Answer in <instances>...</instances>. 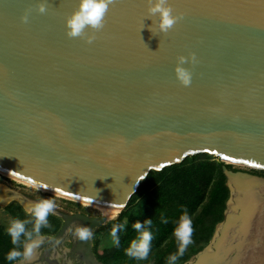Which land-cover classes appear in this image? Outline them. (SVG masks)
Segmentation results:
<instances>
[{
    "label": "water",
    "instance_id": "1",
    "mask_svg": "<svg viewBox=\"0 0 264 264\" xmlns=\"http://www.w3.org/2000/svg\"><path fill=\"white\" fill-rule=\"evenodd\" d=\"M168 2L180 15L159 32L146 0H113L89 43L65 33L77 0H47L44 13L37 0H0V174L121 212L149 172L213 156L228 189L224 217L184 264H264V247L237 246L259 235L264 177L225 166L264 171V0ZM189 53L184 86L173 66ZM51 215L61 226L49 242L73 221L93 231L109 219ZM69 247L82 264H102L92 238Z\"/></svg>",
    "mask_w": 264,
    "mask_h": 264
},
{
    "label": "trees",
    "instance_id": "2",
    "mask_svg": "<svg viewBox=\"0 0 264 264\" xmlns=\"http://www.w3.org/2000/svg\"><path fill=\"white\" fill-rule=\"evenodd\" d=\"M198 156L209 157L206 154L191 156L185 158L181 163L166 167L161 171L149 172L140 183L136 193L130 198L125 209L119 212L118 218L114 221V223H122V218L126 217L124 230L118 232L119 246L110 244L97 256L103 264H144V261L133 260L124 252L128 242L136 236L135 230L131 228L134 221H140L143 224L146 219L152 220V224L148 226L153 236L149 256L152 252L158 254L160 247L166 241L168 244L164 249L162 248L163 251L167 253L175 250L177 245L172 237V230L178 217L185 210L191 218L196 217L197 219L192 223V234L200 230L196 243L197 248L192 254H195L208 242L214 225L222 218L228 192L224 186L225 178L221 171L223 163H214L206 161V159L193 163ZM225 166L227 169L235 170L231 165ZM199 207L201 211L197 212ZM3 211L12 218L23 219L27 215L15 204L7 205ZM161 214L167 223L161 222ZM203 215H211L213 220V223L205 228L200 227V219ZM56 218L49 215V227L41 228L42 234L51 233L57 229L59 223ZM27 227L30 228L31 224ZM12 247L10 238L0 226V264L12 263L4 259L5 253ZM164 256L165 254L162 257ZM189 256L182 255L176 264L184 262Z\"/></svg>",
    "mask_w": 264,
    "mask_h": 264
},
{
    "label": "clouds",
    "instance_id": "3",
    "mask_svg": "<svg viewBox=\"0 0 264 264\" xmlns=\"http://www.w3.org/2000/svg\"><path fill=\"white\" fill-rule=\"evenodd\" d=\"M47 0H37L36 11L44 13L46 10ZM113 0H77L76 6L70 14L64 19L65 33L68 37H82L86 42H91L95 38L96 30H99L104 24L105 14ZM147 18L152 20L155 16V28L159 32H166L176 22L180 14L173 15L172 8L168 0H146ZM28 19V10L20 16L22 22ZM151 24V25H152ZM149 25L150 31L155 34ZM91 31L87 32L85 29ZM185 63H195V54L189 53L178 55L173 66L175 78L181 85L188 86L191 83L192 73L189 68L185 67ZM56 203L52 197H41L34 202L25 205L24 211L26 218H12L5 229L6 234L10 238L13 245L4 256V259L13 264H25L31 262L38 256V250L45 242V236L41 233V228L49 227L48 217L54 214ZM115 212L112 216H115ZM161 222L167 223V220L161 214ZM31 224V227L27 225ZM152 224L151 219H146L143 224L140 221H134L131 228L135 230L136 236L132 238L127 247L124 249L125 254L136 261H145L148 259L151 250L152 232L149 225ZM125 228L124 223L112 224L108 233L111 245L119 246L120 237L118 232H122ZM66 233L71 234L76 240H89L93 236V232L87 225L79 224L75 221L68 224ZM192 218L185 210L183 211L172 230V236L176 241V251L170 253L166 257V264H176L178 258L183 255L185 249L192 243ZM59 243V241H57ZM68 249L65 248L64 252ZM208 251L212 249L209 247Z\"/></svg>",
    "mask_w": 264,
    "mask_h": 264
},
{
    "label": "rangeland",
    "instance_id": "4",
    "mask_svg": "<svg viewBox=\"0 0 264 264\" xmlns=\"http://www.w3.org/2000/svg\"><path fill=\"white\" fill-rule=\"evenodd\" d=\"M203 159H206V161H211V162H214V163L221 162L219 159H217V158H215L213 156H209L208 158H204L202 156H198V158L196 160H194L193 163H195L197 161H201ZM226 164L231 165L232 168H234V169H242V170H245V171L252 170L249 167H244V166L235 165V164H229V163H226ZM1 189H3L4 191L11 190V191H16V192L25 194L27 197L32 198L33 200H37V199H39L41 197H52L54 199L55 203H56V208L55 209H60V210H65V211L82 210V211H84V212H86L88 214H93V215H95V214L98 215L100 213L97 209H95V208H93L91 206H86V205H83V204L76 203L74 201L63 199V198H61L59 196H55V195L49 194L47 192L40 191L37 188H31V187L26 186V185H24V184H22V183H20L18 181L16 182V180H14V179H11L9 177H6V176L0 174V190ZM3 190H1V192H4ZM227 198H228V194H227ZM8 203L9 204L10 203H16V201L9 199V200H7L5 202H1V200H0V226L3 228V230L6 229L8 222L12 219V217L8 213L3 211V209L6 207V204L8 205ZM200 211L201 210H200V207H199L197 209V212H200ZM23 212L25 213L24 210H23ZM118 215H119V212H117L115 214V216H112L111 218L108 219V221L106 222L107 224L105 223L106 226L103 225L104 227L101 226V227H99V229L97 228V229L92 231L93 232L92 238L94 240V244H95V248H96L97 254H101L103 252V250L111 244V240H110V237H109L108 233L110 231V228H111L112 224H114V221L118 218ZM198 218H199V216H198ZM56 220L58 222V218H56ZM196 220H197L196 217L192 218V223L195 222ZM200 220H201V226L200 227H202V228H205L209 224L213 223V220L211 219V215H203L202 219H200ZM125 221H126V217H123L122 218V223L125 224ZM215 225L213 227V231H214ZM199 231L200 230H198L195 234H192V243L187 246V248L185 249V251L183 253V255L185 254L186 256H188V255H190V256L184 262L179 263V264H184L185 262H187L189 260V258L192 255H194L192 253L197 248L196 247L197 246L196 243L198 242ZM213 231H212V233H213ZM167 242L168 241H166L160 247V249H159L160 252L158 254H154L152 252V254L148 257V259L144 261V264H166V257L170 253H173V252L176 251V248H175V250H172L171 252H167V253L164 252L163 249L165 248V246H167V244H168ZM206 244L207 243H205V245ZM163 254H165L164 257H162ZM135 264H139V263H135Z\"/></svg>",
    "mask_w": 264,
    "mask_h": 264
},
{
    "label": "flooded vegetation",
    "instance_id": "5",
    "mask_svg": "<svg viewBox=\"0 0 264 264\" xmlns=\"http://www.w3.org/2000/svg\"><path fill=\"white\" fill-rule=\"evenodd\" d=\"M235 170H237V169H235ZM247 172H250V173H253L255 175H259V176L264 177V171L249 170ZM224 186L226 187L225 181H224ZM226 189H227V187H226ZM4 192H5V194H4V197L2 198L3 199L2 201L5 202L9 199L15 200L16 203H10V204H15V205L19 206L22 209V211L24 210L25 205L29 203V201H31V200L35 201L32 198L27 197L25 194H22V193H19L16 191L7 190ZM227 192H228V189H227ZM8 205H9V203H8ZM6 206H7V204H6ZM58 210H60V209H58ZM60 211H62L64 213H68V214H73V213L79 212L81 214H85V215H89V216H96L97 215V214H95V215L88 214L82 210H77V211L60 210ZM223 211H222V218L218 222L223 220V217H224ZM58 223H59V225L54 232L42 234V235H44V236L55 235L61 226V220L59 218H58ZM256 230L257 231L255 232L254 235H257V234H259V235L254 237L255 238L254 241H252L248 244H240L237 246L264 247V225L259 226L258 228H256ZM251 234H253V233H250V235ZM260 238H263V239H260ZM71 239H73V237L71 236V234H67V233H65V235L63 237H61L60 239L56 240V242H49L48 240L45 239V242L41 245L40 249L38 250L37 258L31 262H25V264H82L81 260L79 259V257L76 254H71L70 247H69ZM57 241H59V243H57ZM225 243H226L225 245H227L228 242H225ZM231 243L233 244L234 241H231ZM65 248L68 249L67 252H64ZM92 252L96 257V260L101 262L97 257L98 254L95 250V244H94L93 238H92Z\"/></svg>",
    "mask_w": 264,
    "mask_h": 264
},
{
    "label": "bare ground",
    "instance_id": "6",
    "mask_svg": "<svg viewBox=\"0 0 264 264\" xmlns=\"http://www.w3.org/2000/svg\"><path fill=\"white\" fill-rule=\"evenodd\" d=\"M225 162L231 163V162H229V161H227V160H226ZM17 181H18V180H16V182H17ZM18 182H20V181H18ZM20 183H22V184H24V185H26V186H29V187H31V188H35V187H33V186L29 185V184H25V183H23V182H20ZM2 190H3V189H2ZM39 190H40V189H39ZM40 191L45 192L44 190H40ZM55 196H56V195H55ZM83 205L91 206V205H88V204H83ZM91 207L97 209L101 214H104V215H106V216L109 217V218L112 217V213H113V212L117 213L115 210H108V209H105V208H100V207H95V206H91ZM262 221H263V223H264V214H263V215L261 216V218H260V226L262 225ZM243 263H244V264H261V263L255 261V260H254V257H248V258H247V256H245V257L243 258ZM238 264H240V263H238Z\"/></svg>",
    "mask_w": 264,
    "mask_h": 264
}]
</instances>
